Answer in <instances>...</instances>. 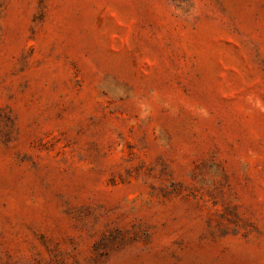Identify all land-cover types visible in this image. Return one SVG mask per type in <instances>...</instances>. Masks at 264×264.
Wrapping results in <instances>:
<instances>
[{
	"label": "rangeland",
	"instance_id": "1",
	"mask_svg": "<svg viewBox=\"0 0 264 264\" xmlns=\"http://www.w3.org/2000/svg\"><path fill=\"white\" fill-rule=\"evenodd\" d=\"M0 264H264V0H0Z\"/></svg>",
	"mask_w": 264,
	"mask_h": 264
}]
</instances>
